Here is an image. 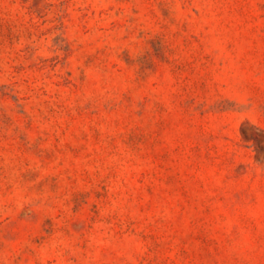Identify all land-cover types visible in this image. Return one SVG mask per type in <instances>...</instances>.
Listing matches in <instances>:
<instances>
[{
  "label": "rangeland",
  "instance_id": "rangeland-1",
  "mask_svg": "<svg viewBox=\"0 0 264 264\" xmlns=\"http://www.w3.org/2000/svg\"><path fill=\"white\" fill-rule=\"evenodd\" d=\"M0 264H264V0H0Z\"/></svg>",
  "mask_w": 264,
  "mask_h": 264
}]
</instances>
